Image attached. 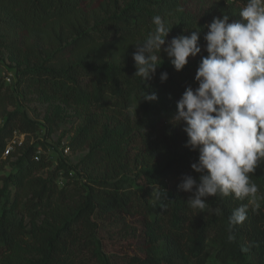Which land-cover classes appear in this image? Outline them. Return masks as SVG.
<instances>
[{
    "label": "trees",
    "instance_id": "1",
    "mask_svg": "<svg viewBox=\"0 0 264 264\" xmlns=\"http://www.w3.org/2000/svg\"><path fill=\"white\" fill-rule=\"evenodd\" d=\"M190 2L0 0V52L19 64L13 84L0 81V171L17 156L14 172L0 175L13 188L0 214V264H114L96 230L98 221L120 214L144 217L142 254L127 257V264H205L214 249L221 264H264V163L251 176L261 203L256 210L249 204L243 224L230 217L247 200L217 195L204 211L193 210L191 193L178 187L185 175L199 178L191 168L198 152L185 146L181 128L162 124L186 88L198 87L200 61L176 71L162 51L152 79L135 76L134 44L155 28L154 16L177 20L173 38L224 14L240 19L245 0H214L199 12ZM14 90L23 100L58 98L71 109L77 127L68 145L86 152L77 167L60 175L51 156L35 159L38 124L12 108ZM146 92L159 99L143 100ZM16 130L27 138L5 157ZM162 184L168 199L161 203L151 193ZM216 208L220 215L208 210Z\"/></svg>",
    "mask_w": 264,
    "mask_h": 264
},
{
    "label": "clouds",
    "instance_id": "2",
    "mask_svg": "<svg viewBox=\"0 0 264 264\" xmlns=\"http://www.w3.org/2000/svg\"><path fill=\"white\" fill-rule=\"evenodd\" d=\"M239 17L232 22L228 14L215 17L204 36L206 46H201L199 27L166 42L172 28L161 16H154L155 28L142 43L134 44L133 53L135 76L146 82L161 65L162 51L176 71H182L190 57L207 52L196 71L198 87L186 88L170 121L184 125L185 146L198 152L191 168L199 178L185 175L178 187L191 193L187 204L193 210L204 211L208 198L217 195L247 200L233 210V225L245 222L249 204L255 205L253 210L259 207L258 186L251 176L264 163V0H245ZM168 77L167 72L160 75L161 81ZM158 99L156 93L146 92L143 97L149 102ZM151 197L161 203L168 199L160 185L153 187ZM208 210L221 214L219 208ZM233 238L230 230L228 239Z\"/></svg>",
    "mask_w": 264,
    "mask_h": 264
},
{
    "label": "rangeland",
    "instance_id": "3",
    "mask_svg": "<svg viewBox=\"0 0 264 264\" xmlns=\"http://www.w3.org/2000/svg\"><path fill=\"white\" fill-rule=\"evenodd\" d=\"M214 0H191L190 6L195 11H200L204 6L210 5ZM202 15L199 17V21L202 22ZM233 20H229L232 22ZM206 22V21H205ZM201 23L195 28H200V45L206 46L204 39L205 34L209 31L208 25L210 23ZM177 24V20H172L167 25L172 28L173 25ZM192 29L185 33L190 35ZM170 32L166 38V42L170 41ZM202 55H207L206 51H202L196 57L189 58V63H198ZM18 62L12 58L9 53L0 52V81L4 82L5 85L9 83L4 79V72L15 71L18 66ZM17 75V74H16ZM17 78V76H16ZM12 91V87L10 86ZM15 91V90H14ZM16 92V91H15ZM18 96V102L12 108L24 110L30 118L35 120L38 124V131L31 138L37 146H41L45 156H51L53 160L58 163L60 167V175L64 170L69 168L77 167L78 162L86 154V152H71L65 154L63 146L69 144L72 136L76 132L77 124L71 119V109L68 108L66 103L62 99H53L49 102L41 101H27L21 98L20 94L16 92ZM174 111L167 119L163 120L162 127L173 126L179 127L183 130L184 125H173L170 121L174 114ZM0 120V125H2ZM17 156L9 158L8 162L0 171L1 176H8L14 172L16 168ZM58 165V166H59ZM46 175V172H44ZM59 175V176H60ZM164 188V184L160 185ZM165 189V188H164ZM13 192L11 185L5 184L4 180L0 179V214L3 211V205L6 200H10ZM261 203V197L257 195L256 204ZM9 204V201H8ZM254 205V204H253ZM10 206V204L8 205ZM255 206V205H254ZM13 211H15L13 209ZM27 222V219L25 220ZM144 226V217L141 215H128L120 214L116 217H106L104 221H98L97 236L101 242V249L107 254L110 260L114 264H127L126 258L134 254H142L139 251V245L143 239L142 229ZM216 250L214 249L209 256L207 263L205 264H221V262L215 256Z\"/></svg>",
    "mask_w": 264,
    "mask_h": 264
},
{
    "label": "built area",
    "instance_id": "4",
    "mask_svg": "<svg viewBox=\"0 0 264 264\" xmlns=\"http://www.w3.org/2000/svg\"><path fill=\"white\" fill-rule=\"evenodd\" d=\"M3 75H4V79L9 84H13L16 81V72L13 70L9 71L7 73L4 72ZM26 138H27L26 133H22V132L16 130L14 132V134L12 135V137L8 140V143H7L5 151H4V156L6 157L9 154H11V152L15 151L19 145H21L25 142ZM63 150H64V153L67 155L72 152L71 148L68 144L63 146ZM34 155H35V159L37 161H40L42 159L43 155H45V154H44V151H43L41 146H37V149H36ZM63 181L64 180L61 177L59 180L60 184H63Z\"/></svg>",
    "mask_w": 264,
    "mask_h": 264
}]
</instances>
